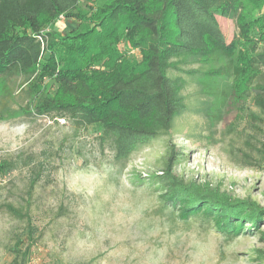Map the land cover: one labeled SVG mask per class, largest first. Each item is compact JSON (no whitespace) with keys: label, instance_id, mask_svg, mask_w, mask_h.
<instances>
[{"label":"rangeland","instance_id":"1","mask_svg":"<svg viewBox=\"0 0 264 264\" xmlns=\"http://www.w3.org/2000/svg\"><path fill=\"white\" fill-rule=\"evenodd\" d=\"M113 1L91 0L80 3L78 10L95 21L96 14L85 7L99 9ZM260 2L243 0L246 36L233 21L217 18L226 43L239 37L235 64L191 60L182 68L198 74L168 72L183 81L186 111L167 135L137 147L123 162L113 160L112 143L101 142L99 126L79 128L66 119L24 114L33 113L41 93L53 94L52 79L38 83L35 76H0V97L9 91L5 102L21 112L0 120V161L14 166L0 177V264H264V224L232 237L218 233L209 217L181 221L161 201L163 189L157 180L172 146L176 159L171 172L184 183L209 182L229 197L264 208V119L254 118L261 115L254 97L264 88V71L246 64L253 53L246 39L256 41L254 52L264 51V0ZM78 25L64 19L45 32L64 37ZM88 41L87 66L81 73L97 69L105 57L95 40ZM115 48L135 66L142 64L128 39L116 41ZM66 55L79 63L82 59L74 46L62 47V58ZM217 64L222 78L203 75ZM33 183L28 213L38 234L22 262L15 259L14 249L26 246L27 223L5 207L24 214Z\"/></svg>","mask_w":264,"mask_h":264},{"label":"trees","instance_id":"2","mask_svg":"<svg viewBox=\"0 0 264 264\" xmlns=\"http://www.w3.org/2000/svg\"><path fill=\"white\" fill-rule=\"evenodd\" d=\"M89 1L0 0V76L5 79L21 74L35 76L38 83L52 79L56 87L53 94L41 93L33 113L24 114L66 119L79 128L99 126L101 142L111 141L113 160L118 163L127 160L137 147L167 135L173 121L186 111L181 96L183 81L169 77L170 70L196 75L198 72L182 68L191 60L225 59L229 65L236 63L239 37L234 36L226 43L217 18L233 21L241 35L246 36V25L241 21L244 3L243 0H114L99 9L86 6L87 12L96 14L95 21L90 22V14L84 16L78 10L80 3ZM254 1L261 5L260 0ZM60 17L76 21L78 30L64 37L54 31L45 32ZM86 24L92 26L86 28ZM89 38L102 47L105 57L103 63H97V69L88 67L89 72L81 73L87 66L84 55L89 54ZM122 38L131 41L138 50L141 65L135 66L117 53L115 42ZM246 40L253 51L247 67L264 71V51L254 52L256 41ZM64 45L80 51V63L70 55L62 58ZM203 75L222 78V67L217 64ZM9 96L8 91L0 97V120L21 113L8 107L5 100ZM254 103L263 117L254 118L262 122L263 87L255 91ZM261 156L264 161V146ZM175 159L174 147L170 146L165 168L157 180L163 189L161 201L176 211L181 221L209 217L218 233L232 237L264 224V208L254 202L229 197L209 182L184 183L171 172ZM13 168L11 162L0 161V177L9 175ZM34 184L27 192L24 214L12 206L5 207L9 214L25 218L27 223L28 242L23 251L14 249L15 259L20 257L22 262L38 234L28 213ZM261 238L264 240V233Z\"/></svg>","mask_w":264,"mask_h":264},{"label":"crops","instance_id":"3","mask_svg":"<svg viewBox=\"0 0 264 264\" xmlns=\"http://www.w3.org/2000/svg\"><path fill=\"white\" fill-rule=\"evenodd\" d=\"M62 20H64V18H59V19H57L55 22H58V23H60ZM74 21V20H73ZM55 22H53V23H55ZM52 23V24H53ZM51 26V25H50Z\"/></svg>","mask_w":264,"mask_h":264},{"label":"built area","instance_id":"4","mask_svg":"<svg viewBox=\"0 0 264 264\" xmlns=\"http://www.w3.org/2000/svg\"><path fill=\"white\" fill-rule=\"evenodd\" d=\"M60 18H63V17H60ZM38 39L40 40V38L38 37ZM61 122L63 121V120H60Z\"/></svg>","mask_w":264,"mask_h":264}]
</instances>
